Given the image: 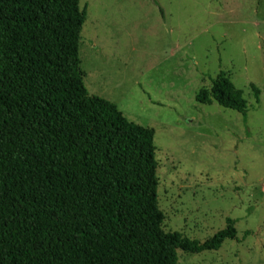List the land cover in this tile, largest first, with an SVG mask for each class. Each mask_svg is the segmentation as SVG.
I'll return each instance as SVG.
<instances>
[{"label":"trees","instance_id":"trees-1","mask_svg":"<svg viewBox=\"0 0 264 264\" xmlns=\"http://www.w3.org/2000/svg\"><path fill=\"white\" fill-rule=\"evenodd\" d=\"M84 23L78 0H0V264H177L235 240L232 219L205 242L163 230L155 130L89 95ZM196 100L247 118L225 73Z\"/></svg>","mask_w":264,"mask_h":264},{"label":"rangeland","instance_id":"rangeland-1","mask_svg":"<svg viewBox=\"0 0 264 264\" xmlns=\"http://www.w3.org/2000/svg\"><path fill=\"white\" fill-rule=\"evenodd\" d=\"M78 7L79 73L89 95L155 130L163 230L205 242L235 221V240L217 251L179 250L177 264H264V0ZM221 73L243 92L246 120L197 102Z\"/></svg>","mask_w":264,"mask_h":264}]
</instances>
